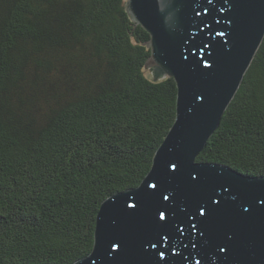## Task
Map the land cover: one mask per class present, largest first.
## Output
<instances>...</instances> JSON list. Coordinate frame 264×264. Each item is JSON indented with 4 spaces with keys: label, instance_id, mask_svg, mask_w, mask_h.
Instances as JSON below:
<instances>
[{
    "label": "trees",
    "instance_id": "trees-1",
    "mask_svg": "<svg viewBox=\"0 0 264 264\" xmlns=\"http://www.w3.org/2000/svg\"><path fill=\"white\" fill-rule=\"evenodd\" d=\"M126 0H0V264H70L175 118ZM196 161L264 175V39Z\"/></svg>",
    "mask_w": 264,
    "mask_h": 264
},
{
    "label": "water",
    "instance_id": "water-1",
    "mask_svg": "<svg viewBox=\"0 0 264 264\" xmlns=\"http://www.w3.org/2000/svg\"><path fill=\"white\" fill-rule=\"evenodd\" d=\"M125 9L149 34L146 67L176 83L175 118L140 183L101 202L92 249L70 264H264V175L196 161L264 39V0Z\"/></svg>",
    "mask_w": 264,
    "mask_h": 264
},
{
    "label": "snow or ice",
    "instance_id": "snow-or-ice-1",
    "mask_svg": "<svg viewBox=\"0 0 264 264\" xmlns=\"http://www.w3.org/2000/svg\"><path fill=\"white\" fill-rule=\"evenodd\" d=\"M171 167H172V169H175L176 168V164L174 163V164H171ZM148 187H151V188H153V189H155L156 188V185H149ZM128 207L129 208H132V207H134V205H128ZM202 216L204 215V213H203V210H201V213H200ZM159 219L161 220V221H163V220H165V216H164V213L163 212H160L159 213ZM202 235V237H203V233L201 234ZM152 247H155V244H153V245H151ZM227 246V245H226ZM227 247H229V246H227ZM230 248V247H229ZM220 251L221 252H223L224 251V248L222 247V248H220ZM163 255H164V253L163 252H160V256H161V258H163Z\"/></svg>",
    "mask_w": 264,
    "mask_h": 264
}]
</instances>
